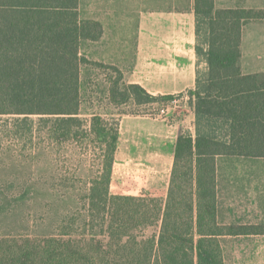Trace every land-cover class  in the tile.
Masks as SVG:
<instances>
[{
    "label": "trees",
    "instance_id": "1",
    "mask_svg": "<svg viewBox=\"0 0 264 264\" xmlns=\"http://www.w3.org/2000/svg\"><path fill=\"white\" fill-rule=\"evenodd\" d=\"M194 10L196 52L207 65L188 92L195 136L180 131L166 197H136L111 192L118 130L102 118H80V46L102 37L101 23L81 19L79 0H0V116L56 118L58 139H101L87 196L99 230L92 220V233L79 238H0V264H225L221 237L264 235V226H220L216 187L217 157L264 158V74H245L241 66L244 27L264 17L217 10L215 0H195ZM119 83L111 88L116 105L183 97L152 96L138 85L121 90ZM151 228L156 233L143 234Z\"/></svg>",
    "mask_w": 264,
    "mask_h": 264
},
{
    "label": "rangeland",
    "instance_id": "2",
    "mask_svg": "<svg viewBox=\"0 0 264 264\" xmlns=\"http://www.w3.org/2000/svg\"><path fill=\"white\" fill-rule=\"evenodd\" d=\"M88 9H91L90 3L82 8V18ZM248 9L264 17V0H254ZM245 46V65L258 71L264 70V19L245 26ZM86 63L82 64L80 118L87 122L102 118L109 128H115L119 133L111 192L136 197L154 193L157 197H164L168 186L165 170L170 154L163 153L164 159L150 166L160 169L159 177L152 186L149 181L154 176L149 177L145 166L147 157L151 155L145 152V144L149 141L142 134L152 130L151 120L157 119L169 126V134L172 126L193 135V102L175 97L167 102L139 105L128 100L116 105L111 99L104 100L103 97V102L97 104L94 101L99 96L97 76L91 72L98 66ZM100 67L107 77L110 74L115 77L112 87L119 83L116 71ZM204 68L205 65L201 64L200 69ZM123 98L118 96L117 100L123 101ZM56 120L41 119L39 116H0L2 239H45L67 233L79 238L80 234L92 233L93 221L96 232L99 230V222L88 211L87 196L91 181L98 177L101 139L94 136L82 138L81 142L58 139L53 129ZM154 232L156 230L151 228L143 234L150 237Z\"/></svg>",
    "mask_w": 264,
    "mask_h": 264
},
{
    "label": "crops",
    "instance_id": "3",
    "mask_svg": "<svg viewBox=\"0 0 264 264\" xmlns=\"http://www.w3.org/2000/svg\"><path fill=\"white\" fill-rule=\"evenodd\" d=\"M254 0H215L217 10L248 9ZM90 3L83 20L101 23L103 35L97 41H82L80 56L90 65L98 66L91 74L97 76V104L111 99L115 77L103 74L100 66L115 67L122 73L120 86L138 85L152 96L183 95L195 89L200 65L196 52L197 18L195 0H79L82 8ZM245 27L243 30L241 66L245 74H264L245 65ZM86 63V64H87ZM204 68V70H205ZM201 70V69H200ZM82 84V65L80 86ZM123 89V88H121ZM81 95V93H80ZM194 104V103H193ZM194 129L195 109L193 105ZM152 130L142 136L147 157L149 183L159 177L160 169L150 167L169 153L168 186L174 165V150L181 129L157 119ZM135 136L134 133L131 134ZM195 136V133H193ZM155 168V169H154ZM217 221L222 227L245 228L264 226V158L219 156L216 159ZM225 264H264V235L228 234L221 237Z\"/></svg>",
    "mask_w": 264,
    "mask_h": 264
}]
</instances>
